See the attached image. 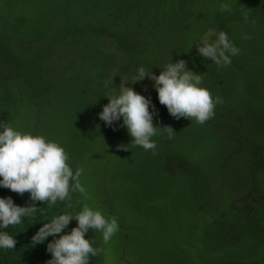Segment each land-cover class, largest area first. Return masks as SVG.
Segmentation results:
<instances>
[{
  "label": "trees",
  "instance_id": "obj_1",
  "mask_svg": "<svg viewBox=\"0 0 264 264\" xmlns=\"http://www.w3.org/2000/svg\"><path fill=\"white\" fill-rule=\"evenodd\" d=\"M220 31L239 49L226 66L196 50ZM179 60L222 100L202 125L171 117L147 77L134 83L139 67L158 76ZM120 85L150 99L154 127L173 129L171 139L157 129L155 154L131 144L122 120L99 119ZM4 125L60 137L73 174L83 169L86 198L70 181V199L37 201V212L0 228L17 241L0 249V264H46L53 237H31L84 205L116 218L117 264H264V0H0V132ZM29 197L0 187L16 206ZM84 238L103 249L88 264H104L102 232Z\"/></svg>",
  "mask_w": 264,
  "mask_h": 264
},
{
  "label": "clouds",
  "instance_id": "obj_2",
  "mask_svg": "<svg viewBox=\"0 0 264 264\" xmlns=\"http://www.w3.org/2000/svg\"><path fill=\"white\" fill-rule=\"evenodd\" d=\"M220 9L222 12L231 11L228 4H221ZM243 18L247 21V14ZM196 50L200 56L218 66L229 65L230 57L239 52L224 31H220L212 43L196 44ZM145 77L153 82L152 87L157 92L159 103L166 107L174 119H194L202 125L213 117L216 104L222 103L219 97L214 101L210 92L200 87L203 75L187 70L184 60L168 63L158 76L139 67L134 83ZM150 107H153L152 112L149 111ZM155 115L157 113L150 99L124 85L119 86V95L108 99L98 114L99 119L109 127L122 120L120 126L126 127L131 144L152 150L153 154L156 144L151 138L157 134L158 128L166 131L169 139L175 135L170 126L154 127L152 121ZM126 148L123 145L117 146L118 151H126ZM67 161L68 156L59 144L46 142L42 136L21 133L4 125L0 132V187L20 195L27 192L32 203L20 207L14 205L11 198H0V228L19 224L21 217L37 212L40 209L35 206L37 201L55 205L58 201L70 199V181L73 182L72 190L86 198V189L79 179L83 169L77 168L73 174ZM72 220L76 221L77 226L71 229L70 234L61 235ZM90 229L101 231L107 243L118 231V223L115 217L106 219L100 210L84 205L75 216L62 214L53 217L39 228L31 240L34 245H38L46 238L53 237L46 249L52 258L46 264H88L89 254L96 256L103 251L100 248L94 249L91 242L84 238ZM16 243L7 232H0V249L13 250Z\"/></svg>",
  "mask_w": 264,
  "mask_h": 264
},
{
  "label": "rangeland",
  "instance_id": "obj_3",
  "mask_svg": "<svg viewBox=\"0 0 264 264\" xmlns=\"http://www.w3.org/2000/svg\"><path fill=\"white\" fill-rule=\"evenodd\" d=\"M21 126H22V124H21ZM26 133H28V132L26 131L25 134ZM48 139H50V138H48ZM51 141L59 144L62 147L61 141H60V137H58V138H52ZM112 238L113 237H111V239L107 243H104L105 254L107 256L105 258L104 264H117L116 263L117 257H115V254H114L115 253V251H114V241H113Z\"/></svg>",
  "mask_w": 264,
  "mask_h": 264
}]
</instances>
